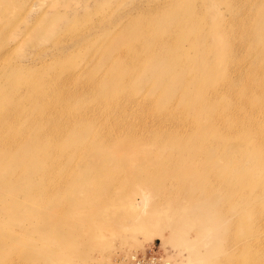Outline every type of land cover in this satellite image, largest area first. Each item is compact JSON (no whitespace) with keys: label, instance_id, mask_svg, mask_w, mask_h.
I'll return each instance as SVG.
<instances>
[{"label":"rangeland","instance_id":"374dc122","mask_svg":"<svg viewBox=\"0 0 264 264\" xmlns=\"http://www.w3.org/2000/svg\"><path fill=\"white\" fill-rule=\"evenodd\" d=\"M229 1L0 0V264H264V0Z\"/></svg>","mask_w":264,"mask_h":264},{"label":"bare ground","instance_id":"6f19581e","mask_svg":"<svg viewBox=\"0 0 264 264\" xmlns=\"http://www.w3.org/2000/svg\"><path fill=\"white\" fill-rule=\"evenodd\" d=\"M227 4L229 5V7H231V10L239 9L241 11V14H240V16H238L236 14L238 12H230L232 14L228 15L227 17H223L220 20L221 21V28L224 27L227 23L230 24L232 21H234V22L240 21L242 16H247L252 10L253 0H230ZM203 9H204V4L200 3L199 11H202ZM192 12H193V9H192ZM227 35L229 36V33H227ZM182 37H184V36H182ZM185 37H188V35H185ZM188 39H190V38L188 37ZM39 53H41V50L38 51V54ZM16 66L17 65L15 64L14 67L11 68V71H20V70H22V69H20V68H18ZM21 68H24V66H22ZM256 71L260 73L259 68H257ZM219 81L220 80L218 78H212V79L208 80L207 82H205V85L203 86V89L205 91L213 90V89H215V88H217L219 86V84H220V83H218ZM31 88H34V90H37L36 87H31ZM1 92L3 93V97L2 98H4V102L2 104L0 103V105H5V104H7L9 102L8 95H5L6 89L2 88ZM40 97L42 99L41 107H44L45 106V101H46V96H40ZM205 101L206 102L209 101V97L208 96L205 98ZM11 110L12 109H7L5 112H10ZM109 110H112V109H109ZM114 110H117V109H114ZM212 114H213V112H210L209 114L207 113V115H212ZM1 133H3L4 136L9 137V139L6 140L7 141L6 144H11L12 145V144L15 143V137L12 134H10V133L4 132V127H1V124H0V134ZM70 139H71V141H75L76 140V136L73 135V136H71ZM214 140L217 141L215 144H218V137H214ZM66 143H67V141L63 142V147H65V148L67 147ZM41 155H43V154H40V156ZM254 164L255 165L256 164L259 165L260 168H264V160H262V159H256ZM66 237H67V234L65 232H63V231H60L59 234H58L57 239H58V241H63ZM133 254L134 253H131L129 255L125 254V255L122 256L121 259H123L124 257H127V260L129 262L131 260V258L134 256Z\"/></svg>","mask_w":264,"mask_h":264},{"label":"built area","instance_id":"2783aa9c","mask_svg":"<svg viewBox=\"0 0 264 264\" xmlns=\"http://www.w3.org/2000/svg\"><path fill=\"white\" fill-rule=\"evenodd\" d=\"M126 264H167V262L155 254H136Z\"/></svg>","mask_w":264,"mask_h":264}]
</instances>
